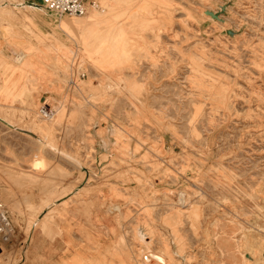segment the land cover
Listing matches in <instances>:
<instances>
[{
    "label": "rangeland",
    "instance_id": "rangeland-1",
    "mask_svg": "<svg viewBox=\"0 0 264 264\" xmlns=\"http://www.w3.org/2000/svg\"><path fill=\"white\" fill-rule=\"evenodd\" d=\"M34 1L0 0V264H264V0Z\"/></svg>",
    "mask_w": 264,
    "mask_h": 264
},
{
    "label": "built area",
    "instance_id": "built-area-1",
    "mask_svg": "<svg viewBox=\"0 0 264 264\" xmlns=\"http://www.w3.org/2000/svg\"><path fill=\"white\" fill-rule=\"evenodd\" d=\"M41 5L58 17L86 16L90 8L101 9L96 0H40ZM75 73V72H74ZM76 74V73H75ZM75 74L71 81L74 82ZM15 235V225L8 210L0 200V253L4 254L2 244H10Z\"/></svg>",
    "mask_w": 264,
    "mask_h": 264
},
{
    "label": "crops",
    "instance_id": "crops-1",
    "mask_svg": "<svg viewBox=\"0 0 264 264\" xmlns=\"http://www.w3.org/2000/svg\"><path fill=\"white\" fill-rule=\"evenodd\" d=\"M33 2H35L34 0H32ZM97 2H98V4H100V7H101V10L102 9H104V7L102 6V4H101V2H100V0H96ZM39 2H40V0H39ZM96 9H94V8H90V10H89V12H88V14H90V13H92L93 11H95ZM54 14V13H53ZM87 14V15H88ZM55 15V14H54ZM56 16V15H55ZM63 17H66V16H63ZM63 17H58V16H56V18L57 19H60V18H63ZM63 30V29H62ZM64 31V30H63ZM38 34V33H37ZM2 42H3V44L4 43H6L5 42V38H0V45L2 44ZM11 42V44H13V46H15L16 48H17V51L18 52H20V51H26V47H30L31 46V44H27V42L24 40V39H22V38H19V40L18 41H16V40H11L10 41ZM18 44V45H17ZM52 45H55V46H58L57 44H51V46ZM2 47V46H1ZM0 47V48H1ZM32 47V46H31ZM36 47H38L37 45H36ZM33 48V47H32ZM35 48V47H34ZM75 51H77V50H75ZM78 52V51H77ZM2 52L0 51V68H3L4 69V72H2V74H3V76H1V79L2 80H4V78L5 77H7V76H9L10 75V72L8 71V68L7 67H5V65L4 64H7L6 63V61L4 60L5 58L3 57V55L1 54ZM74 55V54H73ZM74 58V57H73ZM27 71H30V70H27ZM74 73V72H73ZM1 74V71H0V75H2ZM83 74V73H82ZM22 75V74H21ZM84 75V74H83ZM79 76H80V74H79ZM19 96V95H18ZM0 103H4V104H9V103H5L4 101H2L1 99H0ZM10 104H13L12 102H10ZM86 207V206H85ZM72 214L74 215V218H79V212H77V210H73V212H72ZM90 216H88L87 218L89 219H87V218H82V219H85V221L84 222H80V224H78V226L77 225H74V226H71V227H66V232H65V235H67L68 237H67V241H68V249H74L75 250V248H73V245H74V243H75V241L76 240H83V241H85V239H84V236H85V230L86 229H90L91 228V220H96V219H99V218H97V217H95L94 215H93V213H91V214H89ZM78 216V217H77ZM81 219V218H80ZM77 227H83V230H84V232H83V234L81 235V233L79 232V230H76L77 229ZM78 236V237H77ZM57 240H58V238H57ZM56 241V240H55ZM55 245V242H53V243H51L50 244V246H54ZM65 246V245H64ZM64 249V248H63ZM79 251V252H78ZM76 253H74L73 255H72V258H75V260H87V259H84V258H80L79 257V255L83 252V255H84V257L86 256V249L85 248H83V249H80V250H78ZM71 258V259H72ZM59 261H62V259L61 258H58V260L57 261H55V260H52V264H57Z\"/></svg>",
    "mask_w": 264,
    "mask_h": 264
},
{
    "label": "bare ground",
    "instance_id": "bare-ground-1",
    "mask_svg": "<svg viewBox=\"0 0 264 264\" xmlns=\"http://www.w3.org/2000/svg\"><path fill=\"white\" fill-rule=\"evenodd\" d=\"M103 1V0H102ZM0 14H3L1 11H0ZM2 16V15H1ZM67 24V27H73V28H75V29H77V30H79V31H81V32H83L86 36H90V35H92L93 36V26H97V25H101L100 24V22L99 21H97V20H95V19H89L88 21H87V24L86 25H83V26H75L74 24H71L70 22H67L66 23ZM101 36V35H100ZM91 37V36H90ZM20 59H22V55H20V57H19V61H20ZM45 216V215H44ZM253 252V251H252ZM0 255H1V253H0ZM154 255V254H153ZM156 255V254H155ZM161 256V255H160ZM161 259V261H165V259H164V257H159L158 256V259ZM6 264V263H5ZM8 264H9V262H8ZM166 264V263H165Z\"/></svg>",
    "mask_w": 264,
    "mask_h": 264
}]
</instances>
